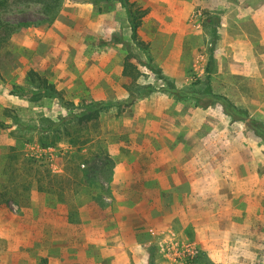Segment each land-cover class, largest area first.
<instances>
[{"label":"rangeland","instance_id":"1","mask_svg":"<svg viewBox=\"0 0 264 264\" xmlns=\"http://www.w3.org/2000/svg\"><path fill=\"white\" fill-rule=\"evenodd\" d=\"M129 2L146 10L139 41L122 0H62L52 23L33 1L0 13L26 22L0 51V190L10 161L32 180L39 164L66 176L64 200L39 191L34 180L19 202L0 203V264H180L161 251L173 233L198 243V264H264V140L218 105L199 107L161 89L166 80L201 87L215 40L213 90L264 122V0ZM129 50L139 83L156 90L125 106L117 102L129 94L122 74ZM249 51L259 54L251 64ZM30 69L65 103L33 100ZM71 101L76 108L66 105ZM91 101L107 106L83 130L90 142L75 145L62 135L53 144L50 122ZM74 152L86 154L78 177L65 172ZM148 184L173 192H144ZM130 189L133 199L144 192L160 205L146 209L149 220L140 228L133 219L143 210L124 195Z\"/></svg>","mask_w":264,"mask_h":264},{"label":"trees","instance_id":"2","mask_svg":"<svg viewBox=\"0 0 264 264\" xmlns=\"http://www.w3.org/2000/svg\"><path fill=\"white\" fill-rule=\"evenodd\" d=\"M20 1H33L39 3L42 7L43 14L46 16V21L49 23H52L56 19L62 6V0H0V13L7 10L14 2L20 3ZM122 2L127 8L132 38L139 41L138 32L142 24V18L146 14V10H143V8L139 6L133 8L134 3H130L129 0H122ZM218 23L219 20L217 19L215 24ZM25 24L26 22H11L0 16V51L10 41L11 37ZM216 33V28H214L215 36L217 35ZM214 50L215 40H213L211 43L209 61L206 70L207 74L201 87H178L171 80H166V85L161 89L170 92L177 99L193 100L195 105L199 107L218 105L221 107L222 111L231 118L232 121L246 123V125L256 136L264 140V122L262 120L253 117L247 108L239 106L227 95L217 93L213 90L210 72L215 63ZM135 57L136 54L133 52V50H129L124 57L122 70V74L124 76L123 85L129 94L125 100L117 102L119 105L124 104L125 106H129L133 104L137 98L156 90L152 84L142 85L139 83L141 71L138 65L134 62ZM27 82L32 86V88L28 90L27 93L33 100L38 101L43 97H59L64 102L62 93L56 88V86L50 82L47 77H44L34 69H30L28 71ZM66 105L70 108L77 107L73 101L66 102ZM106 106L107 104L104 102H84L81 105V108L77 111H74L70 116L62 117L59 121L50 122L48 130L53 129L55 134H57L52 143H57L60 139H62V135L70 136L71 141L74 142L75 145L89 143L90 138L83 136V130L89 128L97 122L100 116V111ZM82 137L84 138L79 140ZM85 155L86 154H79L78 152L68 154L65 162V172L72 175L73 177L80 176V173H82V170H80V158ZM42 165L43 164H39V167H37V169L34 168V170H36L33 172L31 170V173L34 175V179L32 180L28 178V172L20 170L19 167H16L11 161L8 162L6 166L8 177L7 182L2 185V189L0 190V203L8 204L12 200L19 202L22 197L30 193L34 180L37 183V189L39 191L57 194V199L64 200L63 189L66 176L52 174L47 168L41 169V167H43ZM86 172L87 171H84L83 175H86ZM140 183L143 184L144 181L141 180L139 184ZM145 187L146 188L144 192L150 189H156L149 184L148 187ZM158 188L163 190L160 191V189H156L157 192H162V196L166 194H172L173 192L169 188ZM133 192L134 189H130L129 191L125 190L124 195L131 197ZM144 192L138 193L137 199H133L131 197V200L134 202L140 200L139 206L143 210L142 214L137 213L134 216L133 222H135V228L142 227L137 226L140 224L139 222H145L149 220V215L146 212V209H155L156 207L160 206L151 201L153 198L152 195L146 194ZM171 198H173V195ZM183 198L184 197L182 195H178L175 202L182 203ZM175 202H172V204ZM127 209L129 211L133 208L129 209V206L127 205ZM116 213H118V211L114 210V214ZM44 264H47V262L44 261Z\"/></svg>","mask_w":264,"mask_h":264},{"label":"built area","instance_id":"3","mask_svg":"<svg viewBox=\"0 0 264 264\" xmlns=\"http://www.w3.org/2000/svg\"><path fill=\"white\" fill-rule=\"evenodd\" d=\"M153 231V228H151ZM161 251L169 260L180 264H198L200 247L196 241L175 233L167 235L161 242Z\"/></svg>","mask_w":264,"mask_h":264},{"label":"crops","instance_id":"4","mask_svg":"<svg viewBox=\"0 0 264 264\" xmlns=\"http://www.w3.org/2000/svg\"><path fill=\"white\" fill-rule=\"evenodd\" d=\"M244 39H247V41L249 42L248 44H251V40L249 39V31L244 29ZM264 42V35L262 38V43ZM252 51H249L247 53V55L244 57L246 58L245 60L248 62V64L252 62L253 59H259V54L257 53V55L255 54V52L251 53ZM254 56V57H253ZM258 137V136H257ZM260 139V138H259ZM122 242H120L121 244ZM121 246V245H120Z\"/></svg>","mask_w":264,"mask_h":264}]
</instances>
